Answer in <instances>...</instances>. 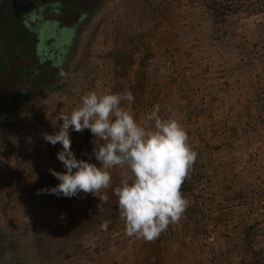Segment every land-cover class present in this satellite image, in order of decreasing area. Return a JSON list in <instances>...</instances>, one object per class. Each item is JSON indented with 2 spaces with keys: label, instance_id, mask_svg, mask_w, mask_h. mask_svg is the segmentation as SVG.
Instances as JSON below:
<instances>
[{
  "label": "rangeland",
  "instance_id": "obj_1",
  "mask_svg": "<svg viewBox=\"0 0 264 264\" xmlns=\"http://www.w3.org/2000/svg\"><path fill=\"white\" fill-rule=\"evenodd\" d=\"M215 5L218 9L216 14L213 10ZM3 12L4 10H0V16ZM90 12L89 27L83 39L76 41L72 52L61 63L59 73L48 67L50 61L40 63L33 51L25 49V46H33L32 34H25L27 40L23 45L24 49L20 48L17 55L22 59H16L14 63L6 57V44L0 35V68H6L4 73L0 72V264L11 260L8 251L13 247L15 250L20 247L30 264H113L116 260H123L122 264H130L127 261L129 250L137 237L127 235L125 221L120 217L118 197L114 194L122 181L131 177L127 166H117L110 170L112 181L108 189L95 195L81 192L71 198L65 197L66 200L61 202L60 199L56 201L55 194L47 191L56 187L55 183L49 185L48 181H43L50 176V171H20L18 152H24L28 148L26 156L31 160L36 159L44 167H50L54 162L59 163V149L55 148L59 143L54 146L51 144L53 148L50 147V152L47 147L48 154L41 163L38 151L32 145L33 138H29V135L36 131L39 134L38 142L42 141L40 130L46 128L45 120L51 121L50 125L55 126L58 132L63 123L59 120L63 107L68 109L65 114L70 113L79 106L82 97L91 91H96L98 95L131 92L134 102L129 104L125 101L122 107L131 108L135 119L142 126L153 128V121H149L147 117L154 106H159L160 116L166 110L159 98L162 88L168 94L171 91L177 92V49L170 46L172 40L176 41L179 34L193 33L195 26L192 21L197 16L207 22L212 18H221L217 22H223L225 18H232L235 22L247 18L263 19L264 0H104L100 7L91 9ZM9 17L11 22L13 15L10 14ZM33 26L35 25L32 24L31 27ZM210 26L209 23L204 25L205 33H209ZM225 34L223 30L219 37L223 40L226 38ZM48 51L47 49V58L50 56ZM53 53L51 60L54 62L60 55H56L54 51ZM34 64L37 69H42L38 72L44 74V78L38 79L37 74L35 78L24 81V68L31 70ZM186 107L190 110L192 104ZM190 112L192 113L191 110L188 111ZM179 122L188 132V142L191 145L193 137L188 131V120ZM70 138L73 144L79 141V145L84 147L82 160L100 166L95 157L90 155L94 148L92 140L95 139L90 130L76 132L70 129ZM252 167L260 168L259 165L251 166L248 170ZM194 172L191 167L188 179H184L188 180L185 181L186 185H181L182 195L188 201L184 211L186 217L182 215L168 227L190 232L198 227V220L206 221V230L209 223L213 230L219 226L224 227L225 231L219 234L205 236L208 247L221 246L227 240L226 229L233 221L240 224L238 227L247 230L246 234L252 237L254 229L263 223L258 216H262L264 212L261 211V206L255 207L257 202L251 200L256 198L251 195L243 196V200L239 202L246 205L244 212L235 209L238 204L234 198L237 190L239 191L237 183L244 174L235 173V162L233 167L225 171L227 176L225 172L217 174L222 180L221 190L228 194L219 199L216 198L218 185L211 179L216 176L208 174L210 170H202L201 175L198 173L196 176ZM21 177L24 180L26 178V185L15 183ZM200 190L204 196V201L200 202V210L210 214L213 207L215 217L196 214V199ZM250 191L258 193L255 189ZM105 195L108 197L107 203L102 199ZM41 198L44 199L39 205ZM247 211L250 219L249 216L244 217V214L248 215ZM105 221L108 222V228L102 230L101 225ZM211 236L215 238L212 243L209 242ZM247 251L254 258L249 264H264V260L257 259H264V249L254 251L248 248ZM212 253L214 254V249ZM217 256L222 255L219 252ZM217 259L212 256L207 264H233L235 261L222 262Z\"/></svg>",
  "mask_w": 264,
  "mask_h": 264
},
{
  "label": "crops",
  "instance_id": "obj_2",
  "mask_svg": "<svg viewBox=\"0 0 264 264\" xmlns=\"http://www.w3.org/2000/svg\"><path fill=\"white\" fill-rule=\"evenodd\" d=\"M197 17L192 21L195 26L194 32L179 34L180 37L175 38L176 41L172 40L170 44L177 49L175 56L176 71H178L177 89L175 88L177 92L174 90L176 93L171 91L168 94L167 90L164 91L162 88L159 98L166 110L161 117L175 118L178 121L188 120L190 127L188 131L193 137V143L190 146L197 153V159L191 167L195 171V176L198 173L201 175L202 170H210L208 174L212 173L216 176L211 179L216 186L218 185L216 189L218 199L227 197L228 194L226 190L225 194L221 190L222 180L217 174L219 175L220 172L222 174L233 167L234 156L237 152L247 148L254 140L262 141L258 164L263 170L252 167L240 176L238 183L234 181L238 184L239 191H243L241 193L237 190V196L234 197L233 193V197L238 203L236 210L244 212L246 205L239 202L243 200L241 199L243 196L251 195L256 198L251 200L257 202L255 207L256 205L261 206V211L264 212V17L263 19H241L238 22L232 18H225L223 22H217L221 18H212L207 22L201 16ZM204 23L211 24L209 33L204 32ZM223 26L225 28H222ZM223 30L226 38L222 40L219 35L223 34ZM186 58L189 59L186 60ZM171 69L175 70L174 67ZM190 104H192L190 108L192 113H188L190 110L186 107ZM45 121H47L46 128L40 130L43 142H38L39 134L36 131L29 135V138L30 136L33 138L32 145L38 151V160L40 159L41 163L48 154L46 153L47 147L49 152L53 148L51 143L44 139V135L57 133L56 127L50 125L51 121ZM48 124L49 127H47ZM55 148L61 151L62 145L58 144ZM27 150L28 148L24 152H18L20 171L32 173L39 169L49 171L54 168L53 170L57 172H66L62 162H54L50 167H44L36 159L31 160L27 157ZM71 150L76 154L77 159H81L85 151L84 147L79 145V141L76 144L71 141ZM225 174L227 176L226 172ZM53 177L50 174L43 181H48L49 185L55 183L57 186L60 182L55 181ZM185 179L188 177L186 176ZM23 180L24 178L21 177L15 183L20 182L21 185H26V178ZM185 181L183 184L188 180ZM252 189L258 193H251ZM198 193L196 214L199 216L202 214L203 217H215L216 211L213 207L209 211L210 214L200 210V202L204 201V196L201 190ZM54 198L56 201L60 199L61 202L66 200L63 194H55ZM43 199H40L39 205ZM240 205L242 206L239 207ZM247 214H244L245 218L249 216L248 211ZM182 215L186 217L184 213ZM258 217L262 218L263 223L254 229L252 237L246 234L247 230L238 227L240 224L233 221V224L226 229L227 240L223 241L221 246L209 245L210 248L204 240L205 236L219 234L225 231L224 227L219 226L213 230V226L209 223L208 230H206L204 220H198L196 224L198 227L191 229L190 232L167 227L153 240L137 238L132 249L129 250L127 261L130 264H207L208 259L214 256L222 262L235 260L233 264H249L254 258L247 251L248 248L254 251L264 249V214ZM219 252L222 256L218 257ZM257 259L264 260L263 257ZM122 261L116 260L113 264H122Z\"/></svg>",
  "mask_w": 264,
  "mask_h": 264
},
{
  "label": "clouds",
  "instance_id": "obj_3",
  "mask_svg": "<svg viewBox=\"0 0 264 264\" xmlns=\"http://www.w3.org/2000/svg\"><path fill=\"white\" fill-rule=\"evenodd\" d=\"M125 101L134 102L131 92L98 95L91 91L70 113L59 115L63 121L59 131L45 134L44 139L53 146L62 145L57 159L66 172L50 169L60 183L47 191L68 198L81 192L95 195L110 187L111 169L127 166L131 177L114 190L120 217L125 221L128 236L150 241L184 213L188 201L182 195L181 185L197 153L192 150L181 123L175 118H162L158 105L147 117L154 122L149 129L135 119L131 108L122 107ZM70 129L90 130L95 137L90 155L99 162V167L77 159L71 150ZM102 199L107 203V195ZM101 228L107 230L108 222Z\"/></svg>",
  "mask_w": 264,
  "mask_h": 264
},
{
  "label": "flooded vegetation",
  "instance_id": "obj_4",
  "mask_svg": "<svg viewBox=\"0 0 264 264\" xmlns=\"http://www.w3.org/2000/svg\"><path fill=\"white\" fill-rule=\"evenodd\" d=\"M74 2L76 4H73ZM103 2L104 0H0V10H4L0 22L7 27L12 25L18 33H23L21 35L23 40H20L19 46L13 50L15 56L21 51L20 48L24 49L23 45L27 40L25 34H32L33 46L27 48L25 46V49L33 51L40 63L50 61L48 67L59 73L64 58L72 52L76 41L83 39L89 27L90 10L100 7ZM86 9L88 11H85ZM10 14L13 15L11 22ZM32 24L35 26L31 27ZM53 51L60 55L54 62L51 60ZM5 69L3 66L0 72L4 73ZM26 70L25 68L23 70L24 81L35 78L37 74L38 79L44 78V74L39 73L40 70L35 64L31 70ZM28 72L30 78L26 77Z\"/></svg>",
  "mask_w": 264,
  "mask_h": 264
},
{
  "label": "trees",
  "instance_id": "obj_5",
  "mask_svg": "<svg viewBox=\"0 0 264 264\" xmlns=\"http://www.w3.org/2000/svg\"><path fill=\"white\" fill-rule=\"evenodd\" d=\"M213 10L216 14V12L218 10L216 8V5L213 7ZM0 35L3 36L4 43L6 44V57L10 58L11 62L14 63L16 61V59L21 58L19 56H15L13 50L19 46V43L21 42L20 40H22L21 35H23V33L22 32L18 33V31L14 27H12V25H9V27H7L5 24L0 22ZM39 70L42 71V69H39ZM137 73L141 75L140 71H138ZM29 75H30V73L29 74L27 73L26 77L30 78ZM138 80L139 79L137 77L136 81L138 82ZM8 254L11 257V260H7V262L5 264H30L28 262L27 258L23 255L24 252L22 249H20V247L16 248V250L14 247L11 248L8 251ZM13 257H15L14 260H13Z\"/></svg>",
  "mask_w": 264,
  "mask_h": 264
},
{
  "label": "built area",
  "instance_id": "obj_6",
  "mask_svg": "<svg viewBox=\"0 0 264 264\" xmlns=\"http://www.w3.org/2000/svg\"><path fill=\"white\" fill-rule=\"evenodd\" d=\"M67 107H63L61 113L65 114ZM262 141L254 140L247 148L240 152H237L234 156L235 159V173L237 175L243 174L251 166H258V157L260 150L262 149ZM134 237V236H132ZM214 237L209 238V242H214Z\"/></svg>",
  "mask_w": 264,
  "mask_h": 264
}]
</instances>
